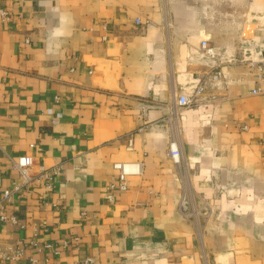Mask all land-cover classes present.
I'll use <instances>...</instances> for the list:
<instances>
[{
    "label": "crops",
    "instance_id": "1",
    "mask_svg": "<svg viewBox=\"0 0 264 264\" xmlns=\"http://www.w3.org/2000/svg\"><path fill=\"white\" fill-rule=\"evenodd\" d=\"M263 16L264 0H0V191L20 185L0 249L22 248L0 264H264ZM21 154L31 176L57 169L49 187L24 181Z\"/></svg>",
    "mask_w": 264,
    "mask_h": 264
},
{
    "label": "built area",
    "instance_id": "2",
    "mask_svg": "<svg viewBox=\"0 0 264 264\" xmlns=\"http://www.w3.org/2000/svg\"><path fill=\"white\" fill-rule=\"evenodd\" d=\"M1 14L4 18H7V13L4 10H1ZM264 19V16H263ZM136 22H139L137 19ZM201 49L206 55L214 56L216 53L215 47L209 45L206 39H202L201 42ZM230 62H235V60H231ZM251 72L253 73L254 79L256 81V85L251 89L252 93H261L264 94V58H261L258 61L250 60L249 61ZM223 75L221 69H216L209 74L212 80L218 79L220 76ZM205 82L204 79L200 80L197 84L196 88L191 94H179L176 96L172 101V111L169 114L177 119V115L179 111L190 106L192 103L196 102L200 99L202 93L205 90ZM170 116L166 118L168 124L171 123ZM131 146V142L129 140V147ZM168 154L171 159L175 163H179L180 161V151L178 147V139L174 133L170 134L169 140V150ZM33 164V157L30 154H21L16 157L14 160V165L20 175L23 177L25 182L30 181L31 179H35L36 181L43 183L45 186L49 187L51 184V174L53 172H57V169H42L36 176H31L29 173V169ZM141 165L140 161H131V162H115L113 163V167L117 170L116 175L110 181L107 182L105 187L104 197L105 199L111 201L113 200L116 193L127 189L128 182L127 178L133 174H140L141 172ZM20 190V185L15 184L11 188H6L0 191V221L2 222H16V218L13 215H7L4 212V203L9 201L13 195L14 191ZM179 211L184 216H190L191 209L186 199H182L179 205ZM45 246L50 247V243H46ZM22 253V248L18 247L14 250L12 254L7 253L4 250L0 249V260H7L9 258H13L18 256ZM72 264H96L94 260L86 256L81 260L74 261Z\"/></svg>",
    "mask_w": 264,
    "mask_h": 264
}]
</instances>
